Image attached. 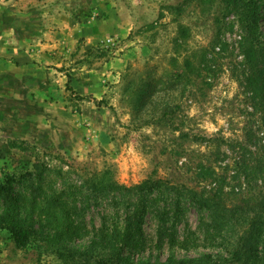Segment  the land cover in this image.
<instances>
[{
	"label": "rangeland",
	"instance_id": "obj_1",
	"mask_svg": "<svg viewBox=\"0 0 264 264\" xmlns=\"http://www.w3.org/2000/svg\"><path fill=\"white\" fill-rule=\"evenodd\" d=\"M246 44L264 47V0L230 11L221 0H0V183L28 178L18 218L35 231L18 248L0 230V264H65L60 253L90 248L93 228L139 205L145 180L163 190L130 264H239L231 252L264 189L263 94ZM194 197L218 204L224 225ZM176 208L175 242L160 246V213ZM75 220L90 233L75 238Z\"/></svg>",
	"mask_w": 264,
	"mask_h": 264
},
{
	"label": "trees",
	"instance_id": "obj_2",
	"mask_svg": "<svg viewBox=\"0 0 264 264\" xmlns=\"http://www.w3.org/2000/svg\"><path fill=\"white\" fill-rule=\"evenodd\" d=\"M225 4V10L232 9L238 6L240 0H221ZM246 2V0H243ZM252 6V2H250ZM253 3L256 6L255 1ZM244 19H248L257 28L258 19L251 11L243 14ZM243 21V20H242ZM243 24L245 23L242 22ZM246 63L252 68V73L248 78L249 85L251 86L255 96L262 93L263 105L261 106L264 112V47L259 44H246L243 49ZM264 172V170H263ZM28 178H18L16 175H9L5 181L0 183V230H6L11 234L16 246L18 248H26L32 241L35 231L29 227H25L20 223L18 218L20 207L25 201L23 194L16 190V185L27 181ZM101 184V183H99ZM105 186L103 190L110 188ZM31 195H34V200H37V195L41 189L31 184ZM98 190L97 185L94 187ZM111 189V188H110ZM139 195V205L129 200L124 209L125 217L119 218L118 222H113L108 225L106 221L102 223L99 229L93 228L94 241L90 248L85 251H69L59 254L65 264H130L129 257L134 253H142L147 247V237L143 230L144 216L148 209L149 197L155 192L163 190L160 181L145 180L143 183L133 187ZM195 196H197L195 194ZM57 199L53 200L50 205L55 206L58 202ZM194 202L202 208L207 207L214 210L216 216L217 228L222 227L226 216L220 212L222 209L218 204L203 200L202 198L194 197ZM175 205V204H174ZM256 208H254V215L251 218L247 233L243 235L236 247L231 252V261L239 264H264V189L259 193L256 199ZM178 207V205H175ZM59 210L49 214L50 219H57L59 212L63 210L62 204L58 207ZM119 208V207H118ZM136 208H138L136 210ZM62 209V210H60ZM177 209V208H176ZM226 209V208H225ZM118 209L117 211H119ZM179 211H172L160 213L161 224L158 228V243L162 246L166 241L170 243L175 242ZM119 216V212L116 213ZM168 218V220H166ZM106 219V218H105ZM170 219L173 223L170 224ZM69 227H74L70 224ZM71 233V230H63ZM90 233L88 227L75 220V238H82ZM71 235V234H70ZM71 239V236H68ZM103 250L99 251V248ZM108 252H106V251ZM125 253V254H124ZM212 259L211 256H205L201 259H188V260H174L169 259L166 262H159L157 264H206Z\"/></svg>",
	"mask_w": 264,
	"mask_h": 264
}]
</instances>
